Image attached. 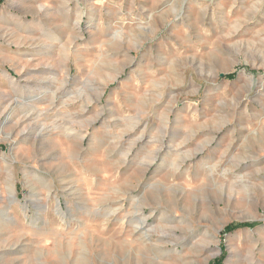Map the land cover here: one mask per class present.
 <instances>
[{"label": "rangeland", "instance_id": "obj_1", "mask_svg": "<svg viewBox=\"0 0 264 264\" xmlns=\"http://www.w3.org/2000/svg\"><path fill=\"white\" fill-rule=\"evenodd\" d=\"M0 264H264V0H0Z\"/></svg>", "mask_w": 264, "mask_h": 264}, {"label": "trees", "instance_id": "obj_2", "mask_svg": "<svg viewBox=\"0 0 264 264\" xmlns=\"http://www.w3.org/2000/svg\"><path fill=\"white\" fill-rule=\"evenodd\" d=\"M231 77H232V75L229 76V78H231ZM232 229H234V228H233V227L228 228L229 231H231ZM219 261H220V259H218L217 263H218Z\"/></svg>", "mask_w": 264, "mask_h": 264}]
</instances>
